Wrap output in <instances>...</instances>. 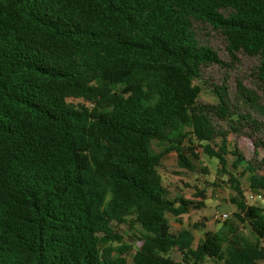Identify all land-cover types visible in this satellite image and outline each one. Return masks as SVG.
Returning <instances> with one entry per match:
<instances>
[{"label": "trees", "instance_id": "obj_1", "mask_svg": "<svg viewBox=\"0 0 264 264\" xmlns=\"http://www.w3.org/2000/svg\"><path fill=\"white\" fill-rule=\"evenodd\" d=\"M152 140L178 169L218 161L226 233L172 230L205 192L170 197ZM260 149L264 0H0V264H260L264 208L240 182L264 192Z\"/></svg>", "mask_w": 264, "mask_h": 264}, {"label": "rangeland", "instance_id": "obj_2", "mask_svg": "<svg viewBox=\"0 0 264 264\" xmlns=\"http://www.w3.org/2000/svg\"><path fill=\"white\" fill-rule=\"evenodd\" d=\"M201 89V100L210 104L218 103L217 98L212 96L209 91H207L204 87H202ZM159 142L160 141L158 140H152L151 149L153 150V152L158 153L163 150L170 151L169 145L163 143L161 144ZM228 143L230 150L238 147L248 158H250L252 153L254 152L252 141L245 136H237L235 134H232L228 138ZM195 145L197 146L198 143H195ZM197 153L201 161V164H198V168H206V173L201 171L200 169H198L197 172L178 169L176 167V152H170L167 154L164 159L166 169L161 170L164 185L167 187L170 197H175V195L180 194L181 196L187 199H191L194 202H199L200 200H202V196H200L199 194L200 190L203 189L205 192V199L203 200L205 203L204 207L200 209H193L188 215H184L181 220L168 215L173 231H178L183 228L192 231L195 236V241L193 244L194 247H196L197 244L204 239V232L206 231L218 232L223 234L226 233L227 228L224 225V220L216 219L215 216L216 214L227 213L229 215V218L227 219L229 221H233V213L236 210L235 205L231 202V199L235 197V192L228 182V175L222 174L219 171V164L216 159H210L209 157L205 156L200 148H198ZM262 158H264V151L260 149L258 160H261ZM228 159L229 163H232L234 159L233 155L230 154L228 156ZM240 170L241 169H239L238 171H234L235 174L237 175ZM261 173L264 174V171H262ZM240 182L247 202L249 204L264 208V200L261 201L257 197L251 198L253 193L248 187L247 178H241ZM238 227L240 229V232L244 236L250 239H254L255 236L249 225L238 224ZM114 230L124 237L128 245L131 244L130 236L132 235V232H129L125 227L117 226H114ZM134 253L135 249L133 248L129 252L127 258L131 260ZM114 256L117 257L118 254H115ZM173 257L179 259V253L174 252ZM260 264H264V261H261Z\"/></svg>", "mask_w": 264, "mask_h": 264}, {"label": "built area", "instance_id": "obj_3", "mask_svg": "<svg viewBox=\"0 0 264 264\" xmlns=\"http://www.w3.org/2000/svg\"><path fill=\"white\" fill-rule=\"evenodd\" d=\"M255 197H257L258 199L262 198L260 195H258V196H253L252 195L251 196V198H255ZM228 217H229V215L227 213L216 214V216H215L216 219H225V218H228Z\"/></svg>", "mask_w": 264, "mask_h": 264}, {"label": "crops", "instance_id": "obj_4", "mask_svg": "<svg viewBox=\"0 0 264 264\" xmlns=\"http://www.w3.org/2000/svg\"><path fill=\"white\" fill-rule=\"evenodd\" d=\"M170 152H175V151H169L168 153H170ZM167 156V155H166ZM165 156V157H166ZM165 157H164V159H165ZM164 159H163V162H164ZM252 195L253 196H258V195H260L262 198L260 199L261 201H263L264 200V192H261V191H256V192H254V191H252Z\"/></svg>", "mask_w": 264, "mask_h": 264}]
</instances>
